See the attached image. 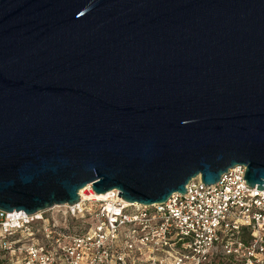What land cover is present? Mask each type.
I'll list each match as a JSON object with an SVG mask.
<instances>
[{
	"label": "water",
	"instance_id": "1",
	"mask_svg": "<svg viewBox=\"0 0 264 264\" xmlns=\"http://www.w3.org/2000/svg\"><path fill=\"white\" fill-rule=\"evenodd\" d=\"M239 166L264 190V0H0V210Z\"/></svg>",
	"mask_w": 264,
	"mask_h": 264
},
{
	"label": "built area",
	"instance_id": "2",
	"mask_svg": "<svg viewBox=\"0 0 264 264\" xmlns=\"http://www.w3.org/2000/svg\"><path fill=\"white\" fill-rule=\"evenodd\" d=\"M246 167L201 177L161 205L128 203L92 185L73 205L0 210V264H264V190Z\"/></svg>",
	"mask_w": 264,
	"mask_h": 264
},
{
	"label": "bare ground",
	"instance_id": "3",
	"mask_svg": "<svg viewBox=\"0 0 264 264\" xmlns=\"http://www.w3.org/2000/svg\"><path fill=\"white\" fill-rule=\"evenodd\" d=\"M104 195H105V194H100V195H98V194H94V197H96V198H101V197H104Z\"/></svg>",
	"mask_w": 264,
	"mask_h": 264
}]
</instances>
